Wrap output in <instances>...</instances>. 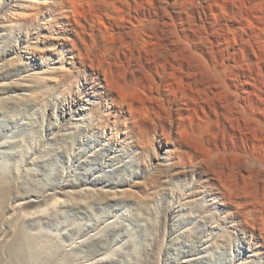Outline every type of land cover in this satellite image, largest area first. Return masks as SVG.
I'll list each match as a JSON object with an SVG mask.
<instances>
[{"label": "bare ground", "instance_id": "1", "mask_svg": "<svg viewBox=\"0 0 264 264\" xmlns=\"http://www.w3.org/2000/svg\"><path fill=\"white\" fill-rule=\"evenodd\" d=\"M4 1L33 97L76 101L94 133L154 168L141 187L192 186L228 225L220 241L264 249L244 214L264 216V0Z\"/></svg>", "mask_w": 264, "mask_h": 264}, {"label": "rangeland", "instance_id": "2", "mask_svg": "<svg viewBox=\"0 0 264 264\" xmlns=\"http://www.w3.org/2000/svg\"><path fill=\"white\" fill-rule=\"evenodd\" d=\"M21 46L0 28V264H263L254 235L218 239L228 225L192 186L141 187L154 168L94 133L76 101L33 97Z\"/></svg>", "mask_w": 264, "mask_h": 264}]
</instances>
